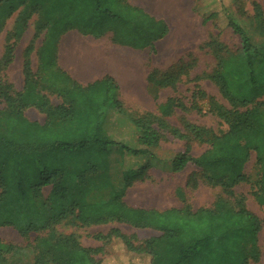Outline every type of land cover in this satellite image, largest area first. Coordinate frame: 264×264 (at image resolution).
I'll return each mask as SVG.
<instances>
[{"label":"trees","instance_id":"1","mask_svg":"<svg viewBox=\"0 0 264 264\" xmlns=\"http://www.w3.org/2000/svg\"><path fill=\"white\" fill-rule=\"evenodd\" d=\"M17 11L12 33L15 41L33 16H36L35 31L53 34L55 46L64 33L76 29L93 37L110 33L115 44L137 50L150 48L154 52L153 43L167 33L163 22L132 7L127 0H0V31ZM195 11L203 23L212 21L216 29L230 28L240 39L241 49L218 58L209 77L229 106L223 111L209 97L211 114L227 129L215 134L186 124L192 139L207 146L195 158L191 156L189 137L172 130L175 138L184 141V149L172 160L171 171L179 173L192 164L201 171L207 184L221 187L233 204L218 200L212 209L194 213L188 207L160 212L126 206L121 198L133 181L145 178L149 159L139 171L128 170L138 176L124 181L122 195L113 197L111 190L106 200L96 198L97 185L107 175L108 157L115 145L105 133L103 123L109 104L120 108L116 86L107 77L80 87L56 67L55 59L51 68H43L38 61L40 70L51 72L52 79L65 84L59 90L61 103L52 106L39 92L38 80L25 56L22 91L11 95L9 85L0 87L5 104V109L0 110V228H11L25 240L31 234L37 236L33 264H102L92 258L101 249L83 248L74 235L55 231V225L66 221L81 226L115 222L159 232L160 236L138 245L118 230L99 237L106 244L111 241L121 244L129 264L144 259L149 264H248L249 259L258 260L257 234L261 222L245 210L242 198L233 196L232 190L248 184L254 200L264 207V100L258 101L264 97V48L250 42L225 6L206 8L195 4ZM253 11L254 19L261 23L259 7L254 5ZM220 22L222 27L218 26ZM12 54L13 45H5L0 64L9 66ZM147 81L149 89L152 87L156 93L164 88L174 91L178 78L172 74L157 77L149 72ZM95 95L98 97L92 100L90 97ZM193 97L206 98L196 87ZM176 101L171 98L158 106L161 117H169L175 108L185 110ZM29 107L44 115L42 125L24 117V109ZM191 109L200 113L195 104ZM151 119L150 113L132 119L137 138L145 148L158 142ZM118 150L133 157L144 154L143 150H130L122 145ZM251 153L256 169L247 175L244 169ZM46 188L50 190L44 198ZM86 214L102 217L86 220ZM40 233L44 236H38ZM26 245L29 247L30 243Z\"/></svg>","mask_w":264,"mask_h":264},{"label":"rangeland","instance_id":"2","mask_svg":"<svg viewBox=\"0 0 264 264\" xmlns=\"http://www.w3.org/2000/svg\"><path fill=\"white\" fill-rule=\"evenodd\" d=\"M200 1V0H199ZM188 0L191 6L190 36L181 40L178 32L168 44H161L160 49L150 50L149 58H140L149 66L150 72L157 77L164 74L177 75L178 82L175 90L164 88L157 90L149 89V96L143 94L139 99L124 102V98L117 95L119 107L126 106L127 111H134V118L140 116L139 112L149 111L152 116V128L158 133V142L148 147L141 145L137 138L136 127L117 126L121 121H115L114 116H109L103 123V129L109 139L115 144L110 151L108 165L100 182L98 183L96 198L106 200L108 192L118 197L122 195L125 182L131 181L133 176L128 170L139 171V167L148 160L146 176L143 180L133 181L126 189L121 198L122 202L132 208L153 209L164 211L168 209L181 210L188 207L191 212L200 209H212L215 202L223 200L226 204H233L221 187L211 186L204 181L202 173L192 164H188L181 172L171 171L172 160L181 154L184 149V141L175 138L171 131L175 130L183 136H188L191 145V156L197 157L203 153L207 146L192 139L186 124L195 125L215 134L224 132L226 125L211 114L209 97H212L222 110H228L227 102L221 97L216 86L209 79L215 69L218 58H225L240 51V39L230 28L216 29L212 21L203 23L202 18L195 11V4L206 8L220 5L225 6L235 22L244 30L250 42L264 48V0ZM257 5L262 12V22L254 19L253 6ZM17 14L7 19L0 31V58L3 55L5 45H13L12 65L4 67L0 64V87L9 85V94L16 95L22 91V64L25 56L29 59L30 70L34 78L38 80V89L52 106L61 103L60 88L65 84L60 80H54L51 72L39 69V62L43 68H51L56 52V38L53 34L48 35L45 31L37 33L34 29L36 16L27 23V27L19 40L13 38L14 21ZM69 17V16H68ZM219 27L221 22L218 23ZM207 38V39H206ZM206 39L205 42L202 41ZM201 43V44H200ZM208 44V47L205 44ZM209 43L211 45H209ZM195 44H200L197 49ZM196 49V50H195ZM37 52V54H36ZM187 53H191L185 56ZM185 57V58H183ZM39 61V62H38ZM202 91L206 98L193 97V92ZM154 96L156 97L155 99ZM98 96H91L95 100ZM126 99L129 97L125 96ZM175 99L185 110L175 108L169 117H161L158 106L168 99ZM122 99V100H121ZM264 97L258 101H263ZM195 104L200 113L191 109ZM5 109V104L0 97V110ZM115 109L114 105L107 107L106 114ZM25 116L29 119L42 122L43 114L31 107L24 109ZM138 113V114H137ZM120 145L130 150H143V156L133 157L124 153ZM256 169L255 156L251 153L249 161L245 165L244 172L251 175ZM125 172V176L121 175ZM130 172V171H129ZM123 180V181H122ZM125 181V182H124ZM110 182V185H109ZM110 186V187H109ZM109 187V188H108ZM49 189H44L42 196L45 198ZM233 196L241 197L245 210L255 216L261 222L260 231L257 234V247L259 258L255 262L249 259L248 264H264V207L259 205L251 195L250 186L241 184L232 190ZM110 193V192H109ZM102 214H86V220L99 219ZM55 231L61 235H74L78 243L86 249L98 250L101 253L92 254V258L101 261L102 264H129L122 245L117 241L106 244L99 237L107 235L111 230H118L122 235L131 238L134 245L142 241L160 236V233L152 229H133L128 225L115 222L101 225L81 226L79 223L70 221L55 225ZM38 236H44L40 233ZM35 234H31L28 240L21 238L11 228H0V264H33L35 251ZM30 243L27 247V243ZM247 250L250 249L246 245ZM133 264H149L146 259L136 261Z\"/></svg>","mask_w":264,"mask_h":264},{"label":"crops","instance_id":"3","mask_svg":"<svg viewBox=\"0 0 264 264\" xmlns=\"http://www.w3.org/2000/svg\"><path fill=\"white\" fill-rule=\"evenodd\" d=\"M127 2L132 7L141 9L155 20L163 22L167 27L166 35L161 40L153 43L154 50L160 49L161 44H168L177 32L181 40H185L190 36L191 6L188 0H127ZM18 13L19 11L14 14ZM111 39L112 35L110 33L101 37H93L83 35L76 29L67 31L57 42L56 67L70 81L80 87H87L104 78H110L116 86L117 95L124 98V102L130 101L132 104L135 99H139L143 94L149 96L147 77L150 70L147 64L144 67L140 58H143V56L149 58L150 48L142 50L132 49L115 44ZM194 46L197 49V44ZM189 54L191 53H187L185 56ZM11 65L12 63L9 67ZM125 96H128L129 99H126ZM117 100L120 101L118 97ZM126 109V106H122L119 109H111L106 114L105 119L107 120L112 115L115 117V121H121L120 125L118 122L116 123L117 126L133 127L132 119L135 112L127 111ZM144 113H149V111L141 110L139 112L141 115ZM24 117L29 122L40 125L44 122V115L42 122L29 119L25 116V112Z\"/></svg>","mask_w":264,"mask_h":264}]
</instances>
